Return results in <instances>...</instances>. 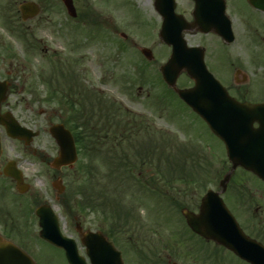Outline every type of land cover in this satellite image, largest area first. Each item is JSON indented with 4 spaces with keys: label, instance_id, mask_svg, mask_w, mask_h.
Here are the masks:
<instances>
[{
    "label": "rangeland",
    "instance_id": "374dc122",
    "mask_svg": "<svg viewBox=\"0 0 264 264\" xmlns=\"http://www.w3.org/2000/svg\"><path fill=\"white\" fill-rule=\"evenodd\" d=\"M7 1L12 4L13 9L8 12L1 10L0 7V35L7 42L5 53L13 52L14 55L0 59V70L10 71L14 78L15 89L12 98L15 115L21 116L22 120L30 125L36 124L41 130V134L36 137L35 145L42 147L50 157L56 155L58 145L49 132V126L62 121L66 114L63 104L59 101L61 98L64 100L62 94L54 97L52 101L46 100L49 86L39 80L38 73L43 71L46 74H61L73 70L86 87L103 90L107 96L116 95L126 106L144 115L142 124L148 126L149 130L156 129V132L155 138L149 139L146 135L145 139H141L139 148L152 146L157 152L162 153L159 168L146 164V174L159 175V186L163 185L162 188L166 189L167 194H173L175 191L179 193L170 205L168 199L152 193L158 187L153 190L149 188L140 190L137 186L127 185L120 186L117 190L109 188L107 190H113H110L115 194L112 198L121 212L120 218L116 221L111 218L105 219L101 211L79 210L75 202L72 208L68 209L62 200L63 196L56 198L57 190L52 185L55 178L53 171L47 173L45 165L40 164L36 156L23 150L24 146L19 141L6 139L9 154L24 158V166L37 193L44 201L54 205L60 216L63 232L75 237L80 252L86 255L77 231V222L80 221L84 229H100L104 232L110 231L112 226L114 236L117 238L116 245L123 252L125 264H148L140 255L151 254L148 251L150 247L155 248L157 245L159 248L162 244L161 237L167 236L171 230L177 237L172 239L173 247L178 248L179 252H184L185 241H188L194 244L193 249H203L206 256L212 253L213 250L208 245L199 244L198 240L196 242L194 238L188 237L178 207L182 206L179 203H183L185 199L191 207L195 206L208 188L219 187L230 161L223 141L210 130L199 115L169 91L163 81L160 65L168 59L171 49L159 36L160 25L152 0H75L79 15L84 13L88 5L96 13L82 19L83 21L70 16L62 0H50L46 8L41 0H35L41 4L42 11L23 24L29 26L27 35L39 42L38 49L29 48L27 42L9 26L12 23L22 24L20 14L16 10L23 0H0L2 3ZM80 23L83 24L82 28L72 27ZM122 32L127 36L123 37ZM186 37L190 44H198L201 39L198 34H187ZM113 40L128 45L126 51H120V59L115 62L107 59L108 55L118 51ZM142 46L152 49L154 59L148 60L143 56L140 51ZM216 46L215 40L210 39L209 56L216 50ZM139 66H146L143 73ZM210 67L226 86L234 89V77L228 66L222 69L210 63ZM241 67L250 76L247 81L250 96L264 97V79L252 73L258 66ZM110 69L115 72L113 77L111 71H108ZM131 77L138 81L134 83ZM177 84L183 87L192 84V80L183 72ZM126 86H131L132 90ZM257 86L263 88L260 91H253L252 89ZM163 95H168V102L160 101ZM31 108L34 109L33 112ZM42 109L46 110L43 114L40 113ZM145 130L143 128L142 132ZM92 157L94 164L97 165L94 172L102 175L106 170L104 156ZM77 168L78 163L74 166L76 172L69 169L55 171L56 175L61 174L63 177L67 196L82 180L83 175ZM113 180L110 181L111 185L114 184ZM106 181L107 179L98 186L88 188L103 192L102 186ZM229 184H244L257 188L259 191L255 192V199L263 202L264 197L260 196L264 193L263 183L253 173L239 167L234 171ZM183 193H187V198L181 197ZM100 196L102 200L107 201L103 193ZM228 202L233 207V201L230 199ZM126 208L131 209L129 215L125 213ZM127 218L128 221L125 222ZM178 237L184 240H176ZM42 248L45 253L54 255L55 263L65 262L63 254L61 255L54 246L44 242ZM212 254L217 261L220 258L222 264H235L230 262L232 260L225 253L224 256L220 252ZM188 258L189 264L192 257ZM177 261L186 262L182 257Z\"/></svg>",
    "mask_w": 264,
    "mask_h": 264
},
{
    "label": "flooded vegetation",
    "instance_id": "af4514ba",
    "mask_svg": "<svg viewBox=\"0 0 264 264\" xmlns=\"http://www.w3.org/2000/svg\"><path fill=\"white\" fill-rule=\"evenodd\" d=\"M152 6L160 26L163 21L160 10L171 12L174 9L177 15L174 17L175 22L172 23V26L177 28L179 24L187 22L188 26L184 29L187 34L201 36L199 44L206 47V59L209 65L212 63L222 69L227 66L230 68L234 77V91L229 88L230 92L232 91L240 97L251 92L247 82L244 84L237 81L240 78H250L241 65L258 66L252 73L264 79V0H174V2L172 0H152ZM195 13L199 14L198 18L195 17ZM23 27L29 28L28 25H23ZM198 27H211V30L202 32ZM210 39L215 40L217 44L216 50L211 56H209L211 51L208 47ZM113 42L118 51L108 55L107 59L115 62L120 59V51H126L128 45L117 40H113ZM6 47L7 42L0 35V59H4ZM114 73L111 71L112 77ZM46 76L45 72L40 73L43 83ZM0 80L4 82L0 86V119H9L10 113H15L12 98L15 89L14 78L10 71L2 72L0 70ZM61 89L69 96V128L75 139H139L134 136V133L140 132V123L143 122L139 119L141 114L120 103L116 95L108 96L114 101L109 105L90 103L84 94L86 86L74 77L63 80ZM256 89L257 87L252 90H261V88ZM164 100L165 102L169 101L167 96L164 97ZM251 100L262 101L264 99ZM100 107H105V109L100 110ZM31 111L33 112L34 109L31 108ZM45 111L42 109L40 113L43 114ZM101 111L105 113L102 114ZM124 111H127L126 115ZM16 116L22 124L28 125L21 116ZM28 126L37 127L36 124ZM5 131V125L0 122L2 143L0 152V244H3L6 254L4 261H1L0 264H32L27 257L31 258L34 264H59L54 262V255L44 252L42 248L44 239L39 236V218L33 214L30 208V202L38 199L43 200V198L37 193L36 187L29 177L28 170L23 163L24 159L9 154L6 139L19 141L25 151H29L37 157L40 164H45L48 167L46 168L47 172L51 170L53 157L48 156L42 147L35 145L36 138L32 139L31 144H27L26 139L4 135ZM151 138H155V136H151ZM9 171H16L21 175V186L28 187L27 191H20L18 179L12 176ZM53 175L55 176L54 173ZM257 191L259 190L251 185L234 184L228 186L223 194L225 198L233 201L244 230L264 244V198L263 202L255 199ZM181 196L187 198L188 195L183 193ZM260 196L264 197V193ZM183 202L185 208L198 211L201 200L192 207L186 199ZM23 205L25 206L23 207ZM185 232L188 237L197 239L199 244L201 242L211 247L213 252H220L223 256L224 253H229L237 259L236 262L235 260L230 262L251 264L234 255L224 246L206 240L193 232L189 226L186 227ZM171 236L172 230L167 236L161 237V240H164V249L156 252L150 264H172L174 257L178 259L182 257L186 261L184 263L188 264L190 256L192 258L189 264H222L220 258L217 257L219 261L216 260L213 252L206 256L203 249H193L194 244L184 248V252L173 249L170 244ZM5 242H9L11 247L9 245L8 247ZM14 245L26 256L12 248ZM58 250L61 255L63 254L62 257L65 260L63 264H68L65 251L60 248Z\"/></svg>",
    "mask_w": 264,
    "mask_h": 264
},
{
    "label": "water",
    "instance_id": "95a60500",
    "mask_svg": "<svg viewBox=\"0 0 264 264\" xmlns=\"http://www.w3.org/2000/svg\"><path fill=\"white\" fill-rule=\"evenodd\" d=\"M63 1L68 12L71 15H77L74 1ZM20 10L22 17L28 19L40 12V6L34 1H24L20 5ZM162 12L165 20L160 36L163 41L172 46L170 58L161 66L163 76L207 121L211 130L225 142L232 166L221 180V185L224 187L227 185L233 171L239 165L264 179V102H241L231 96L208 69L204 58L205 49L188 45L183 25L180 29L170 28L167 25L169 21L167 13ZM195 15L198 18V14L195 13ZM209 28L211 27H203L202 30L208 31ZM142 50L147 57L153 58L152 50L145 47ZM182 71H186L194 79L195 83L192 87H177L176 82ZM255 121L260 123L259 127H254ZM58 127H61V130H58ZM50 130L60 146V153L52 165L56 168L66 164L72 165L78 155L70 131L62 124H55ZM8 131L12 135L21 137L23 136L21 134L31 137L37 134L22 127L14 117L11 124H8ZM60 182L59 179L55 185L59 192H62L64 186H59ZM38 214L41 217V235L63 246L70 264H87L86 259L78 253L76 241L62 234L58 217L52 208L45 209L42 206L38 209ZM184 214L193 230L228 246L252 264H264V246L243 232L220 196V191L208 190L203 197L200 212L184 210ZM81 232L93 264H124L121 251L101 231L81 230ZM173 264L179 263L173 262Z\"/></svg>",
    "mask_w": 264,
    "mask_h": 264
},
{
    "label": "trees",
    "instance_id": "16d2710c",
    "mask_svg": "<svg viewBox=\"0 0 264 264\" xmlns=\"http://www.w3.org/2000/svg\"><path fill=\"white\" fill-rule=\"evenodd\" d=\"M42 1L47 6L50 0ZM92 96L94 99L97 98L103 102L94 91H92ZM76 142L81 155L78 172L83 175L80 185L76 188L77 192L81 194V199L78 200L77 203L79 208L83 210L91 208L94 211H101L106 219L111 218L113 221H116L120 218L121 212L120 209L115 206V202L112 198L115 194L111 191L119 189L120 185L124 183L128 184L130 187L137 186L140 190H143V188L145 189L146 186L152 183L156 185L160 184L159 175L152 176L149 175V173L146 174V172H144L146 164L156 168H159L160 166L162 153L157 152L155 148H140L137 150V153L133 155L129 154L127 150L112 148V145L110 144H103V142H99L98 139H76ZM91 147H94L93 151ZM90 151L94 154L99 152L107 154V158L104 160L110 165V173L107 176L94 172V168L97 167V165L94 164L93 157H90ZM154 155L155 158H153ZM154 162H156V164ZM106 177L110 180L102 186L103 192L90 190L88 188L91 186H98ZM111 180L114 181V184L112 185L110 183ZM109 188H112L113 190H107ZM102 193L106 196L105 198H107V201L102 200V197L100 196ZM152 193L159 196L162 195V198L168 199L167 193L163 188L158 187L154 192L152 191ZM125 211L126 215L131 213V209L126 208ZM127 221L128 218L125 219V222ZM108 234L113 236V230L111 229Z\"/></svg>",
    "mask_w": 264,
    "mask_h": 264
}]
</instances>
